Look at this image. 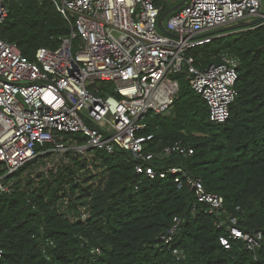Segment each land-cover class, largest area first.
<instances>
[{"label": "built area", "instance_id": "1", "mask_svg": "<svg viewBox=\"0 0 264 264\" xmlns=\"http://www.w3.org/2000/svg\"><path fill=\"white\" fill-rule=\"evenodd\" d=\"M6 1L0 0V30L8 16ZM51 1L71 27L56 50L39 48L30 60L0 33V192L12 193L19 181L36 191L63 173L52 207L69 223L87 225L94 195L109 180L102 155L120 151L135 175H170L178 188L188 187L207 213L218 218V228L225 229L220 237L224 248L243 240L256 252L263 233L246 232L236 217L225 215L224 197L208 191L201 176L184 165L155 166L175 156L191 157L194 149L176 141L159 151L147 150L153 135L140 132L149 112L170 111L180 91L175 75L184 68L209 106L210 120L224 123L230 117L238 95V58L223 54L220 62L201 68L188 51L217 38L212 32L223 27L260 16L262 21L243 30L264 26V1L188 0L163 21L168 32L159 28L160 17L182 0ZM99 81L113 82L119 97L95 92ZM180 225L176 216L161 236L166 244ZM173 254L183 257L178 248Z\"/></svg>", "mask_w": 264, "mask_h": 264}, {"label": "trees", "instance_id": "2", "mask_svg": "<svg viewBox=\"0 0 264 264\" xmlns=\"http://www.w3.org/2000/svg\"><path fill=\"white\" fill-rule=\"evenodd\" d=\"M6 3L1 36L17 43L30 60L39 48H59L71 32L51 0ZM188 54L201 68L220 62L223 54L238 58V95L230 117L224 123L210 120L209 106L184 68L175 75L180 91L170 111L149 112L144 119L140 134L153 135L146 149L159 151L176 141L191 146V157L175 156L156 168L184 165L203 178L208 191L224 197L225 215L236 217L242 230L264 235V26L219 36ZM96 88L98 94L119 97L113 82L99 81ZM102 157L109 180L94 195L87 225L69 223L52 207L63 173L36 191L19 181L12 193L0 192V264H264V240L256 252L243 240L224 248L220 237L227 233L218 228V218L207 213L188 187L178 188L172 176H137L124 152ZM176 216L180 228L166 244L161 236ZM174 248L182 259L173 254Z\"/></svg>", "mask_w": 264, "mask_h": 264}, {"label": "water", "instance_id": "3", "mask_svg": "<svg viewBox=\"0 0 264 264\" xmlns=\"http://www.w3.org/2000/svg\"><path fill=\"white\" fill-rule=\"evenodd\" d=\"M263 1H264V0H263ZM187 2H188V0H182V1H180L179 3H177L173 8H171V9L165 11V12L162 14V16L160 17L159 23H158L159 28H160L162 31H164V32H168V31L166 30L165 26H164V23H163V21L165 20V18L167 17V15L170 14L172 11L177 10L178 8H180L182 5L186 4ZM263 14H264V11H263ZM262 19H263V17L260 16V17L254 19V20H252V21H250V22H246V23H245V22H241V23H237V24L230 25V26H227V27H223V28H220V29H217V30L213 31L212 33H216V32H219V31H225V30L230 29V28H241V27L244 28V26H245V27H249V26L255 25V24H257L258 22L262 21ZM242 25H243V26H242Z\"/></svg>", "mask_w": 264, "mask_h": 264}, {"label": "rangeland", "instance_id": "4", "mask_svg": "<svg viewBox=\"0 0 264 264\" xmlns=\"http://www.w3.org/2000/svg\"><path fill=\"white\" fill-rule=\"evenodd\" d=\"M173 8V7H172ZM171 9V8H170ZM166 21V20H165ZM248 22V21H247ZM250 22V21H249ZM246 23V22H245ZM243 26V25H242ZM245 27V26H244ZM243 31V27L241 28H230V29H227L225 31H219V32H216V33H213L215 36L219 37V36H224V35H228V34H231V33H238V32H241ZM74 50L76 51L77 50V43L74 44Z\"/></svg>", "mask_w": 264, "mask_h": 264}]
</instances>
